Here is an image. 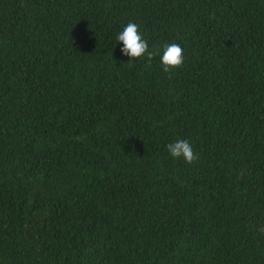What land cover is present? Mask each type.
<instances>
[{"label":"trees","instance_id":"16d2710c","mask_svg":"<svg viewBox=\"0 0 264 264\" xmlns=\"http://www.w3.org/2000/svg\"><path fill=\"white\" fill-rule=\"evenodd\" d=\"M0 264H264V0H0Z\"/></svg>","mask_w":264,"mask_h":264},{"label":"clouds","instance_id":"9594fccd","mask_svg":"<svg viewBox=\"0 0 264 264\" xmlns=\"http://www.w3.org/2000/svg\"><path fill=\"white\" fill-rule=\"evenodd\" d=\"M118 42H122L120 52L123 56L129 57V66L133 61L146 57L149 61L154 56L160 55V64L164 72L177 69L184 63L183 48L178 43L165 44L161 49L149 51V43L139 31V25L135 22H128L116 37ZM168 153L174 158H182L185 163L192 164L198 159L194 153L192 145L187 140H178L166 145Z\"/></svg>","mask_w":264,"mask_h":264}]
</instances>
